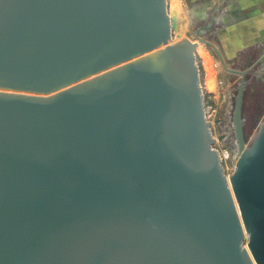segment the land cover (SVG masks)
Instances as JSON below:
<instances>
[{
    "label": "water",
    "instance_id": "95a60500",
    "mask_svg": "<svg viewBox=\"0 0 264 264\" xmlns=\"http://www.w3.org/2000/svg\"><path fill=\"white\" fill-rule=\"evenodd\" d=\"M172 26L166 0H0V264H264L252 66ZM195 40L241 76L230 183Z\"/></svg>",
    "mask_w": 264,
    "mask_h": 264
},
{
    "label": "rangeland",
    "instance_id": "374dc122",
    "mask_svg": "<svg viewBox=\"0 0 264 264\" xmlns=\"http://www.w3.org/2000/svg\"><path fill=\"white\" fill-rule=\"evenodd\" d=\"M166 3L173 25V39L185 36L191 38L197 35L208 38L214 41L221 50L223 49L227 58L224 54L223 57L229 66L241 69L244 67L247 54L253 52L252 72L245 76L242 102L244 136L246 143L250 144L264 120V40L255 43L254 39L264 29V22H257L258 29L256 23L252 21L244 23V33L247 34L245 39L248 38L245 43L249 49L243 50L239 55L234 52L232 44L230 46L225 42L223 33L219 34L215 25L209 24L212 13L209 2L206 0H166ZM196 62L199 68V83L203 94L205 117L211 122L210 130L215 139L213 147L219 152L224 174L228 178L234 170L238 156L233 110L241 76L224 69L214 50L205 44L196 50ZM246 242L247 237L244 238L243 245L246 246Z\"/></svg>",
    "mask_w": 264,
    "mask_h": 264
},
{
    "label": "crops",
    "instance_id": "0c3cea01",
    "mask_svg": "<svg viewBox=\"0 0 264 264\" xmlns=\"http://www.w3.org/2000/svg\"><path fill=\"white\" fill-rule=\"evenodd\" d=\"M206 2L210 3L212 9L209 24L215 25L219 34L223 33V39L230 46L231 44L234 46V52L241 55L243 50L249 49L245 43L248 38L245 39L247 34L244 33V23L252 21V23H256L258 29L257 22H264V0H206ZM213 21L217 23L214 24ZM254 39L255 43L264 40V29ZM221 51L224 54L223 49ZM246 57L243 68H246L247 64L253 66L251 62L253 61V52L248 53Z\"/></svg>",
    "mask_w": 264,
    "mask_h": 264
},
{
    "label": "bare ground",
    "instance_id": "6f19581e",
    "mask_svg": "<svg viewBox=\"0 0 264 264\" xmlns=\"http://www.w3.org/2000/svg\"><path fill=\"white\" fill-rule=\"evenodd\" d=\"M172 40H178V39H173L172 38ZM195 41H197V40H195ZM202 42H199V41H197V47H196V50H197V48H198V46L199 47H201L202 46V44H204V43H202ZM204 46V45H203ZM220 49V48H219ZM221 50V49H220ZM219 58V57H218ZM222 64V63H221ZM223 66V65H222ZM224 68V67H223ZM225 69V68H224ZM238 157V156H237ZM228 181H229V177H228ZM229 183H230V181H229ZM231 186V185H230ZM236 202V201H235ZM244 228V227H243ZM244 233L246 234V231H245V229H244ZM247 235V234H246ZM245 247H247V246H245ZM248 249V248H247ZM248 251H249V249H248ZM249 253H250V251H249Z\"/></svg>",
    "mask_w": 264,
    "mask_h": 264
},
{
    "label": "flooded vegetation",
    "instance_id": "af4514ba",
    "mask_svg": "<svg viewBox=\"0 0 264 264\" xmlns=\"http://www.w3.org/2000/svg\"><path fill=\"white\" fill-rule=\"evenodd\" d=\"M185 37H188V36H185ZM198 48H199V46H198ZM198 48H197V49H198ZM222 54H223V53H222ZM224 59H225V57H224Z\"/></svg>",
    "mask_w": 264,
    "mask_h": 264
}]
</instances>
